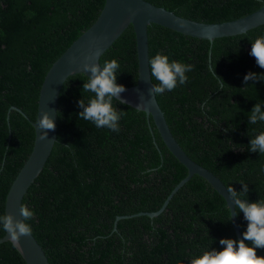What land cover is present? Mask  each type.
Here are the masks:
<instances>
[{
	"label": "trees",
	"instance_id": "16d2710c",
	"mask_svg": "<svg viewBox=\"0 0 264 264\" xmlns=\"http://www.w3.org/2000/svg\"><path fill=\"white\" fill-rule=\"evenodd\" d=\"M176 15L207 24L244 18L264 0H145ZM106 0H0V215L8 192L35 143L33 122L52 65L98 19ZM264 25L210 42L160 25L148 27L150 58L193 66L188 81L157 95L171 133L187 155L249 202L264 200V154L250 139L264 122L249 123L252 108L264 111V69L249 53ZM116 59L117 83L138 81L135 31L130 25L103 54ZM221 78L224 84L212 74ZM249 72L261 76L245 85ZM84 74L64 83L57 112V141L23 204L35 215L27 223L50 264H190L221 239L238 241L223 197L195 175L156 217L188 170L169 151L152 117L113 101L124 115L120 131L79 119L93 93ZM153 83L158 82L153 78ZM246 198V197H244ZM238 211V210H237ZM119 217H128L118 220ZM240 231L247 228L236 215ZM6 232L0 226V239ZM249 246H251L250 242ZM264 256V249H257ZM0 264H25L12 243L0 244Z\"/></svg>",
	"mask_w": 264,
	"mask_h": 264
},
{
	"label": "water",
	"instance_id": "95a60500",
	"mask_svg": "<svg viewBox=\"0 0 264 264\" xmlns=\"http://www.w3.org/2000/svg\"><path fill=\"white\" fill-rule=\"evenodd\" d=\"M152 24L160 25L185 36L213 42L219 38L242 35L264 25V6L238 20L207 24L180 17L145 0H106L96 22L52 65L45 77L40 92L37 119L33 122L35 129L34 147L29 159L25 162L8 192L5 202V214H11L16 220H21L20 207L23 204L24 197L42 172L51 155L57 141V112L64 83L69 77L78 74H84L90 78L91 73L84 72L83 64L86 62L100 63L103 54L132 25L137 41L138 81L132 87H125L126 91L121 94L120 99L125 101V105L144 112L148 118H153L155 126L169 151L188 170V176L177 185L159 211L156 213H141L136 216L144 215L151 218L158 216L166 209L174 194L195 175H198L205 179L225 199L231 212L237 239L238 241L242 239L239 222L235 214L234 201L228 194L226 185L213 172L192 160L182 149L171 133L156 96L151 93L154 83L150 77L148 27ZM45 112L49 113L56 124L54 131L41 130L36 124ZM43 131H47V138L42 140L40 137ZM123 218L128 217H119L118 220ZM9 239L6 233L0 239V244L9 242ZM20 245L22 251L17 248L16 250L25 260V264H50L45 251L32 234L31 236L21 237Z\"/></svg>",
	"mask_w": 264,
	"mask_h": 264
},
{
	"label": "clouds",
	"instance_id": "9594fccd",
	"mask_svg": "<svg viewBox=\"0 0 264 264\" xmlns=\"http://www.w3.org/2000/svg\"><path fill=\"white\" fill-rule=\"evenodd\" d=\"M249 54L255 58L256 64L264 69V36L255 39ZM149 67L151 79L155 78L158 82L151 88V93L154 96L162 95L166 91L171 92L178 84L184 85L188 81L186 73L193 70L192 65L178 61L170 62L169 57L161 53H157L149 59ZM119 68L120 64L116 59L105 61L103 65L84 63V72L91 73V76L87 78V82L83 83L82 90L93 93L94 97L90 98L87 104L83 99L78 101V107L82 109L78 114L79 119L90 121L97 128H107L117 133L120 131L119 121L125 113L115 108L113 101L124 104L125 101L120 97L126 91L123 85L117 83ZM212 74L221 84H224L223 80L215 75V67L212 69ZM260 77L249 72L245 75L243 82L247 85L249 81L261 80ZM261 109L259 103L252 108L248 117L249 123L264 122V111ZM36 124L41 130L54 131L56 128L54 120L47 112L37 120ZM46 138L47 131H43L40 139ZM249 151L264 154V132H260L255 138L250 139ZM242 186L240 192H237L233 187L227 189L234 201L235 214L239 215L242 212L247 221V228L242 233V239L239 241L221 239L219 244L222 250H206L202 255L192 257L190 264H264V256H258L256 251L264 249V200L249 202L247 199L248 185L242 184ZM34 215V211L24 204L20 207L21 220H16L11 214L0 215V226L8 234L13 247L20 251H22L20 238L32 234V228L27 221L32 220ZM246 242H250L251 246Z\"/></svg>",
	"mask_w": 264,
	"mask_h": 264
},
{
	"label": "bare ground",
	"instance_id": "6f19581e",
	"mask_svg": "<svg viewBox=\"0 0 264 264\" xmlns=\"http://www.w3.org/2000/svg\"><path fill=\"white\" fill-rule=\"evenodd\" d=\"M153 119V118H152ZM167 122V121H166ZM168 124V123H167ZM169 126V125H168ZM177 141V140H176Z\"/></svg>",
	"mask_w": 264,
	"mask_h": 264
}]
</instances>
